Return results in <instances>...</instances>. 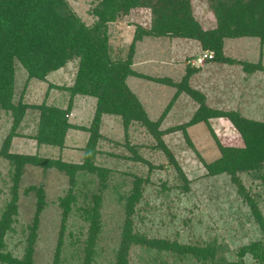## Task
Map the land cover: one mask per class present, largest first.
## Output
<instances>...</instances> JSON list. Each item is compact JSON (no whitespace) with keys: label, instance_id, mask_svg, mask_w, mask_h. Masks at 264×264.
<instances>
[{"label":"rangeland","instance_id":"1","mask_svg":"<svg viewBox=\"0 0 264 264\" xmlns=\"http://www.w3.org/2000/svg\"><path fill=\"white\" fill-rule=\"evenodd\" d=\"M65 3L83 24H92L95 0ZM189 4L200 29L213 30L215 19L207 1L190 0ZM150 20V8L135 4L125 16L106 24L111 59L129 60L130 75L124 84L141 115L127 123L121 115L99 117L91 162L109 172L103 187L92 175L75 176L74 203L67 199L71 186L67 176L54 166L82 163L83 148L91 136L95 99L83 95L69 98L66 88L73 83L74 61L47 74L43 81L28 79L25 69L13 61L11 104L27 108L16 124L10 110L0 109V151L7 141L9 154L43 162L42 167L25 164L12 192L14 166L0 155V218L7 210L10 220L1 236L0 264H9L22 255L39 189L42 209L37 214L34 264L53 263L59 234L62 244L57 264H83L87 254L90 264H112L126 216L124 204L135 194L140 197L132 210V227L145 240L162 239L189 247L210 242L223 259L233 261L240 247L260 239L249 205L229 176H208L204 167L219 158L220 145L241 147L238 134L224 117H211L206 122L191 120L200 108L197 94L207 110L233 112L264 123V39L224 38L220 58L216 59L215 51L203 48L199 39L145 35L150 31ZM204 53L212 58L196 63ZM244 64L258 68L245 71ZM39 104L64 112L68 128L59 145L35 139L38 111L31 106ZM138 157L140 161L134 160ZM261 172L264 177V163ZM238 177L256 200L264 223V183L245 173ZM137 182L142 184L136 186ZM93 195L97 196L95 202ZM62 201L69 204L64 217ZM90 203L100 216V229L88 253L84 249L88 222L82 219L81 207ZM128 260L129 264H150L153 252L134 245ZM163 260L172 264L168 256ZM243 260L253 264L248 255Z\"/></svg>","mask_w":264,"mask_h":264},{"label":"trees","instance_id":"2","mask_svg":"<svg viewBox=\"0 0 264 264\" xmlns=\"http://www.w3.org/2000/svg\"><path fill=\"white\" fill-rule=\"evenodd\" d=\"M92 16L95 18L91 25L83 24L71 12L65 0H0V109L10 110L14 124L25 114L24 104H11V88L13 61H17L27 72V78L43 81L47 74L59 70L69 62H75L73 83L66 91L69 98L83 95L95 99V112L90 124L91 136L86 141L83 160L80 165L58 164L54 168L65 174L71 185L67 190V199L76 201L77 175H92L100 186H104L106 168L92 164L95 156L93 150L96 128L99 117L104 114H116L123 117L124 123L137 119L141 115L138 103L130 98L124 80L130 75L127 66L129 60L115 61L111 59L108 48L106 24L116 17L125 16L133 5L150 8V31L145 35L159 37L164 35L199 39L203 48L215 51L216 59L220 58L221 43L224 38L258 37L264 39V0H206L211 9L215 28L209 32L200 29L190 13V0H95ZM136 29H139L136 27ZM141 32V31H139ZM142 32V33H143ZM218 56V57H217ZM257 65L244 64L245 71H253ZM184 83L181 86L184 88ZM186 89V88H185ZM198 96V97H197ZM200 108L194 114L191 122L207 121L211 117L226 118L238 134L241 147H222L220 156L211 164H205L208 176L226 174L243 195L249 205L253 220L259 227L261 237L240 247L236 251V260L223 259L214 243L208 242L202 246H184L168 240L149 238L145 240L139 233L134 232L131 216L134 203L139 199L135 194L124 204L126 216L120 225L118 245L114 252L112 264H129V250L138 245L153 252L150 264H165L169 257L172 264L185 260L188 264H245L243 257L248 255L253 264H264V223L256 207V200L249 196L239 181L238 174L245 173L252 178H259L264 183L261 172L264 163V123L243 119L233 112L207 110L199 95ZM31 109L38 111L37 130L35 139L38 143L52 145L60 144L65 130L68 128L64 112L53 106L43 104L33 105ZM137 114V115H136ZM145 118V117H144ZM6 141L0 155L10 166H14L11 174L14 187L18 184L25 164H38L42 167V159L15 156L7 152ZM133 152V151H132ZM130 160L133 158H129ZM140 161V158L135 159ZM39 161V162H37ZM46 163V162H45ZM76 173V174H75ZM137 182L136 186L141 185ZM37 189V188H36ZM41 189L36 192V211L28 226V236L23 253L19 258L9 261V264H34L32 261L33 246L36 236L37 214L42 209ZM92 195V194H91ZM92 202L97 196L93 195ZM38 199L40 202H38ZM68 201V200H67ZM67 201H62L63 217L69 211ZM43 207V206H42ZM9 214L0 218V248L1 236L8 229ZM81 216L88 222L86 231V246L88 253L92 252L93 244L100 229V216L92 203L81 207ZM63 221V218H62ZM61 234L55 247L52 264L58 263L61 252ZM87 254L83 264H90Z\"/></svg>","mask_w":264,"mask_h":264},{"label":"built area","instance_id":"3","mask_svg":"<svg viewBox=\"0 0 264 264\" xmlns=\"http://www.w3.org/2000/svg\"><path fill=\"white\" fill-rule=\"evenodd\" d=\"M211 58H212L211 54H205V53H204V54H202L201 57L197 58L196 63L202 62V61H204L205 59L209 60V59H211Z\"/></svg>","mask_w":264,"mask_h":264}]
</instances>
